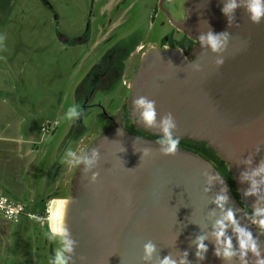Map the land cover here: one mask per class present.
<instances>
[{"label":"water","instance_id":"water-1","mask_svg":"<svg viewBox=\"0 0 264 264\" xmlns=\"http://www.w3.org/2000/svg\"><path fill=\"white\" fill-rule=\"evenodd\" d=\"M165 1L159 8L172 27L196 46L189 51L152 46L143 52L127 98L133 126L146 136L113 122L78 154L88 161L94 151L98 155L92 164L72 165L60 199L57 230L67 228L70 264H161L165 257L176 264H258L264 259V171H259L264 168V20L250 21L246 0H238L227 16L221 9L229 0H184L180 19ZM209 32H227L225 47L213 51L201 41ZM140 96L155 101L151 127L136 110ZM169 113L177 124L174 136L206 145L227 166L238 198L212 162L182 147L166 155L150 138H163L160 121ZM218 197L224 198L219 204ZM229 211L232 220L226 219ZM238 228L251 234L259 257L248 251L241 259ZM221 230L224 235L217 238ZM200 237L207 251L198 255ZM229 240L234 255L225 258ZM147 243L155 247L150 258H145Z\"/></svg>","mask_w":264,"mask_h":264},{"label":"rangeland","instance_id":"rangeland-1","mask_svg":"<svg viewBox=\"0 0 264 264\" xmlns=\"http://www.w3.org/2000/svg\"><path fill=\"white\" fill-rule=\"evenodd\" d=\"M159 3L160 0H0V83L17 88L0 93L15 106L19 103L27 126L43 122L42 126L55 128L47 134L36 131V140L41 142L36 148L40 149L37 167L26 181L29 193L38 202L48 195H66L74 164L67 162L65 153L71 150L78 156L84 146L111 125L113 105L101 93L86 107L77 97L79 84L90 67L121 38L136 36L138 44L146 49L163 45L172 26L164 13L155 14ZM183 5L184 0H167L165 8L177 19ZM105 10L114 11L112 29L119 28L115 36L96 38V26ZM88 27L92 29V35L85 37L88 40L67 43L84 35ZM72 106L80 115L69 119L66 112ZM11 196L31 206L30 195L26 199ZM43 219L12 224L13 264L20 254L25 264H50L61 245L59 238L49 239L50 233L55 235L49 221Z\"/></svg>","mask_w":264,"mask_h":264},{"label":"flooded vegetation","instance_id":"flooded-vegetation-1","mask_svg":"<svg viewBox=\"0 0 264 264\" xmlns=\"http://www.w3.org/2000/svg\"><path fill=\"white\" fill-rule=\"evenodd\" d=\"M166 2L167 0L165 3ZM159 11H161V9L159 8L158 4L155 14H157ZM113 12L114 11L108 13L106 10L102 12L98 20L99 23H97L98 25L96 26V32L94 33L96 38L108 39L116 35V30L119 27L112 29L114 27L112 22ZM161 12L164 13L163 11ZM183 13L184 6L182 7L180 17L177 19L182 18ZM90 30L92 31V29L88 27L84 35L76 37L74 41H67V43H84L85 40H88L85 39V37L92 35L89 32ZM195 46V41L189 39L185 34L172 27L171 32L163 39V45L161 47H173L180 48L183 51H189ZM145 50V46L138 44L136 36H128L118 40L117 43L108 48L105 53L102 54L101 57L92 65V67H90L88 73L81 81V83L85 81L86 86H89V90L84 95L81 94V97L78 98L80 101L86 104V107H88L91 100H93L96 95L102 93L106 102L111 106L113 105L114 107L113 114L109 119L110 124L113 122H123L129 131L139 136L146 135L137 131L133 126V120L129 113L127 97L129 91V82L132 79ZM150 138L157 141L161 139L158 137ZM225 179L230 184L233 192L236 194L232 176L230 175L229 179L225 177ZM236 197L238 198L237 194Z\"/></svg>","mask_w":264,"mask_h":264},{"label":"crops","instance_id":"crops-1","mask_svg":"<svg viewBox=\"0 0 264 264\" xmlns=\"http://www.w3.org/2000/svg\"><path fill=\"white\" fill-rule=\"evenodd\" d=\"M2 90H10L11 92L17 90V88L14 85L0 83V91ZM5 96L0 93V192L10 198H12V194L18 195L20 199H26V196L30 195L31 206L27 205V213L40 218H49L50 220L53 202L59 201L62 197L48 195L47 198L38 202L37 197L33 196V193H29V185L26 181L27 176L33 174L35 167H37L40 149L36 148L41 142L36 140L38 134L36 131H39V129L43 131V122L39 126L37 123L34 127L27 126V120L21 117L22 110L19 103L15 106V103H11ZM9 96H11V93H9ZM19 101L21 102V99ZM56 181L58 180L56 179ZM43 206L46 208V213L42 216L41 208ZM23 220L31 221L34 219L24 216L21 221ZM21 221L13 223L0 218V264H13L12 224H20ZM38 223L40 224V222ZM49 224L51 223L49 222ZM51 231L55 233L52 229ZM15 260L18 261H14V264H25V261H20L21 254Z\"/></svg>","mask_w":264,"mask_h":264},{"label":"clouds","instance_id":"clouds-1","mask_svg":"<svg viewBox=\"0 0 264 264\" xmlns=\"http://www.w3.org/2000/svg\"><path fill=\"white\" fill-rule=\"evenodd\" d=\"M239 6L238 0H229L228 3L224 5V7L221 9L222 13H224L226 16L230 13H234V11ZM246 12L249 16V19L253 23H260L261 20H264V0H246ZM228 33H214L209 32L206 36H201V41L206 40L208 45L211 47L213 51H217L225 47L228 40ZM223 60H217L218 64H222ZM136 110L140 114V120L145 124L147 127H151L156 123L157 118V112L155 107V101L150 100L145 96H140L134 101ZM80 112L78 111V108L76 106L70 107L67 112L66 116L69 119H74L79 117ZM160 126L162 128V131L164 133L163 138L159 139L157 143H159L162 147V151L166 155L175 154L177 152V149L180 145V136H174L173 130L177 128V124L175 121V118L172 116L171 113H169L167 116L161 119ZM149 153L147 150H145L144 155L147 156ZM97 153L93 152L94 159L92 161L86 160L83 156H77L76 152L68 150L65 153V157L67 158V162L69 164H80L81 162L92 164L95 162V158L97 157ZM259 171H264V168H261ZM95 175L92 177L93 180H95ZM224 198L218 197L217 203L219 204ZM262 213L258 212L257 215H261ZM226 219L232 220L233 214L231 211L228 212ZM219 227L223 229L224 225L222 223H219ZM237 231L240 233V240L239 245L241 249V259H243L244 255L248 251H251L254 253L257 257L260 256L259 250L257 248V244L255 240L252 239L251 234L242 230L237 229ZM217 238L222 237L224 235V232L218 231L216 233ZM59 238V242L61 247L55 251L54 258L50 261V264H70V256L68 255L73 251L72 248V242L67 238V228L63 227L61 229H58L56 231V235L53 237L50 233L49 239H56ZM204 237H200L198 240V255L200 253L206 252L207 248L205 244L203 243ZM155 251V247L152 243H147L144 245V253L145 258H150L152 254ZM218 256L220 255L219 251L216 253ZM225 258H230L234 255L231 247V241H227L226 247L224 249L223 253ZM161 264H176V261L172 260L170 257H165ZM180 264H185V262L182 260ZM258 264H264V259H259Z\"/></svg>","mask_w":264,"mask_h":264},{"label":"built area","instance_id":"built-area-1","mask_svg":"<svg viewBox=\"0 0 264 264\" xmlns=\"http://www.w3.org/2000/svg\"><path fill=\"white\" fill-rule=\"evenodd\" d=\"M52 131H55L53 126H43L44 133L47 134ZM24 216H28L31 219H38L39 221L44 220L43 218L27 213V206L25 204L18 202L0 192V218L13 223H19Z\"/></svg>","mask_w":264,"mask_h":264},{"label":"trees","instance_id":"trees-1","mask_svg":"<svg viewBox=\"0 0 264 264\" xmlns=\"http://www.w3.org/2000/svg\"><path fill=\"white\" fill-rule=\"evenodd\" d=\"M89 86H86L85 81L82 82L78 88H77V97L80 98L81 94H85L88 92ZM179 147L194 151L201 156H203L205 159L209 160L212 162L216 168L219 170V172L226 178L229 179V176L231 175L227 169V166L217 157L214 151L209 149L206 145L204 144H197V143H191V142H185V141H180ZM42 216L46 213V208L43 206L41 208ZM255 217V216H253Z\"/></svg>","mask_w":264,"mask_h":264},{"label":"bare ground","instance_id":"bare-ground-1","mask_svg":"<svg viewBox=\"0 0 264 264\" xmlns=\"http://www.w3.org/2000/svg\"><path fill=\"white\" fill-rule=\"evenodd\" d=\"M60 208H61V202L60 200L58 201H54L53 202V206L51 209V213H50V220L48 218V221H51V229L56 233L57 231V222H58V217H59V213H60Z\"/></svg>","mask_w":264,"mask_h":264}]
</instances>
